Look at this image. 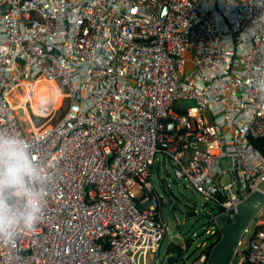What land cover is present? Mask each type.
<instances>
[{
    "label": "built area",
    "instance_id": "2783aa9c",
    "mask_svg": "<svg viewBox=\"0 0 264 264\" xmlns=\"http://www.w3.org/2000/svg\"><path fill=\"white\" fill-rule=\"evenodd\" d=\"M41 78L68 102L47 128L10 102ZM262 142L264 0H0V264H158L166 160L219 241L264 195ZM262 217L229 264H264Z\"/></svg>",
    "mask_w": 264,
    "mask_h": 264
},
{
    "label": "rangeland",
    "instance_id": "374dc122",
    "mask_svg": "<svg viewBox=\"0 0 264 264\" xmlns=\"http://www.w3.org/2000/svg\"><path fill=\"white\" fill-rule=\"evenodd\" d=\"M60 91L64 94L62 89ZM23 92L24 90L21 91V93ZM63 98L62 103L59 105L60 107L57 109H53L50 103H46L44 105L45 110L39 109L38 113H35L29 106L30 104H28V114L34 126L37 128H47L57 123L68 105L65 97ZM15 113L23 129L24 127L28 129L31 124L27 113L22 109L15 111ZM158 158L162 160L161 156H158ZM152 182L160 194H162L161 188L164 187L174 200V203L171 205L162 194L164 199L161 214L162 220L168 227V234L162 244L158 264H167V258L170 255L177 257L175 264H192L204 250L202 244L210 245L213 242V237L206 234V231L213 225L210 221L198 215L187 217L186 213L189 211L198 214L202 212L215 213L213 209L215 206L197 193L188 181L178 180L175 177L174 169L169 160H166L159 177L154 170ZM262 219L264 220V217ZM170 245L175 246L178 251L168 254L167 250ZM153 263L154 259L148 258V264Z\"/></svg>",
    "mask_w": 264,
    "mask_h": 264
},
{
    "label": "water",
    "instance_id": "95a60500",
    "mask_svg": "<svg viewBox=\"0 0 264 264\" xmlns=\"http://www.w3.org/2000/svg\"><path fill=\"white\" fill-rule=\"evenodd\" d=\"M185 104L194 105L195 102H186ZM223 166H228L226 162L222 163ZM160 164L157 163L155 167L156 175L159 177ZM223 183L229 182V176H225L223 178ZM264 189V184L261 186ZM163 196L168 200L169 204H173L174 200L171 197L170 193L166 190V188H161ZM264 205V195L261 193H256L248 198L242 205L238 207V211L236 213V221L232 222L230 215L227 216H219L217 221L222 228L223 235L219 239V241L212 248L210 255L208 257L207 264H229L231 261L232 252L238 238V235L242 231V229L247 225L253 214L258 212ZM175 210V208H174ZM234 214V212H231ZM200 216L202 218L211 220L212 215L210 213H196L189 211L186 213L187 217ZM177 261V257L175 255H170L167 258V264H175Z\"/></svg>",
    "mask_w": 264,
    "mask_h": 264
},
{
    "label": "bare ground",
    "instance_id": "6f19581e",
    "mask_svg": "<svg viewBox=\"0 0 264 264\" xmlns=\"http://www.w3.org/2000/svg\"><path fill=\"white\" fill-rule=\"evenodd\" d=\"M23 84L25 86L24 93L21 95L17 94L15 98L10 99L14 109L24 108V103L30 102L29 106L31 109L35 113H38L40 111L39 109H44L46 103H50L53 109H57L60 107L59 105L62 103V99H64V94H62L60 88L54 81L41 78L32 83L24 82ZM15 99H18L16 100V104L14 103Z\"/></svg>",
    "mask_w": 264,
    "mask_h": 264
},
{
    "label": "trees",
    "instance_id": "16d2710c",
    "mask_svg": "<svg viewBox=\"0 0 264 264\" xmlns=\"http://www.w3.org/2000/svg\"><path fill=\"white\" fill-rule=\"evenodd\" d=\"M65 112H66V110L64 111L63 115H61V119H62V117L64 116ZM36 119H37V118H36ZM38 120H40V119H38ZM262 143H263V145H261V146H264V142H262ZM261 148H262V147H261ZM217 242H218V241L211 242V244L208 246V248H207V250H208V252H207V253H208V256L210 255V252H211L212 248L215 246V244H216ZM176 251H178V249H177L175 246L170 245V246L168 247L167 253L170 254V253H174V252H176Z\"/></svg>",
    "mask_w": 264,
    "mask_h": 264
},
{
    "label": "crops",
    "instance_id": "0c3cea01",
    "mask_svg": "<svg viewBox=\"0 0 264 264\" xmlns=\"http://www.w3.org/2000/svg\"><path fill=\"white\" fill-rule=\"evenodd\" d=\"M32 83V82H31Z\"/></svg>",
    "mask_w": 264,
    "mask_h": 264
}]
</instances>
